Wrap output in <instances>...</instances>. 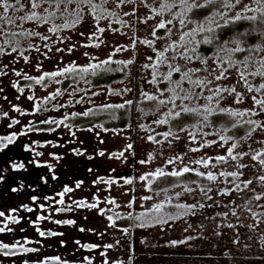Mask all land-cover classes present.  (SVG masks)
<instances>
[{"label": "rangeland", "instance_id": "1", "mask_svg": "<svg viewBox=\"0 0 264 264\" xmlns=\"http://www.w3.org/2000/svg\"><path fill=\"white\" fill-rule=\"evenodd\" d=\"M23 2L27 3V0H23ZM100 2L101 0H93V4L98 5ZM159 4V2H156L150 8L146 7L141 0H123V3L120 4H113L112 0H109V3L105 5L103 9L94 10L91 6H81L75 3V12L80 13L79 19L75 13L69 17L59 12L62 19L64 17H69L71 19L73 18L72 21H76L75 26L68 32H60V30L49 32L47 29L52 27L53 24L56 25L53 20H49L47 24L36 21H21V27L17 28V31L21 30L24 33L23 42L25 41V43L31 45L30 48L37 44V36H31V38H29L30 36L26 35L28 31L39 32L40 35L42 33L56 34L57 42L66 45L63 47L75 49L73 57L77 58L76 53L78 54V60L81 62L78 63L77 67L80 68L88 67H83L84 60H87V58H89V63L91 65L97 62V60L101 62L105 60L129 61L132 59L141 61L142 63L145 62L146 64L148 57L153 56L154 52L160 53L173 42L178 43L181 33L178 31V20L171 19L174 24L172 32L170 34L168 33L165 37H161L158 34V30L160 29L158 24L161 22L160 16H157L160 12L158 7ZM243 4L255 6L252 4V0H245ZM240 7H242V5L238 6V8L233 10L230 14H234L237 10L239 11ZM52 10L54 9H51L49 6V11ZM24 13L27 14V9L22 12V14ZM109 13L112 14L109 15ZM0 14H2V10H0ZM102 16H106L107 18L97 19V17ZM167 20H169V18H163V22ZM239 22L244 23L248 21ZM99 29H104V31L101 32ZM220 31L221 30H217V34H220ZM153 32H155V35H153ZM255 32L258 33V31H253V27L250 23V26H247L244 30V33H248L245 38L254 36ZM81 33H83V35H81ZM0 39H3V37H0ZM148 41H150L151 44L147 43ZM1 42L2 41H0V45L4 48L8 47V44L6 45ZM150 48L152 49L150 50ZM64 50H62V52H64ZM178 51H180V49H178ZM19 53L20 52H16V54ZM13 54L14 53H11L2 58L3 60L9 61L10 59L7 58L15 57ZM168 54L167 57L169 58L173 55L172 51ZM52 57L56 58L60 64L61 61L59 58H68V56H64L63 53L57 55L55 53ZM158 58L160 59L159 55L155 57L156 65L158 64ZM209 60L213 61L212 59ZM165 62L167 63H161V66L158 64L159 78L162 72L167 73L168 68L163 66H167L168 63L179 65L181 67V73L184 71V61L179 57L174 61L169 59ZM1 64H3L2 60L0 61V65ZM208 65L211 66L212 64L208 61ZM32 66L33 67H26V69L31 71L35 77H40L43 73H39V69L36 65ZM187 66L196 67L197 63L192 62ZM181 73L173 72L172 79L180 80ZM197 76L202 78L204 73H197ZM142 77L143 76H140L139 79ZM136 78H128L121 83L99 89H93L90 85L81 83L75 87L78 88V90L74 92L73 96L76 98V95H78V98H81L89 94V96L92 97V99L87 102L90 108L96 106L108 109H116L118 108L115 107L116 105H124L127 101L132 102V100L134 101L135 99L136 102L139 103L142 99L146 98L145 95H143L145 93L148 95H156L161 99L159 95L155 93L156 91H154H161L159 89V80L154 83V85H151L150 81L145 84ZM195 78L194 76L193 79ZM1 80L2 76L0 77V81ZM5 80L9 81L8 77H6ZM10 80L12 81L11 78ZM163 81L167 86H172L167 80ZM186 82L187 81H184L183 85ZM217 83L225 87L235 85L237 92L242 93L244 96L243 103L237 104L234 102V95H229L228 97L227 94H224L223 103H220V108H231L239 111L253 109V111L258 114L249 118L264 126V111H261L258 106H254L251 99L256 91L248 92L245 86L236 84V77L231 74V70L227 80ZM261 83L262 80L254 81L252 85L253 89L257 88ZM58 87L59 82H55L51 89L48 90L47 87L42 86L40 92L42 96L45 97L51 91H54V89H58ZM191 87L192 85L188 84V88ZM188 88L185 87V89ZM127 89H131V91H127ZM149 90H153V92L149 94ZM200 90L196 89V91ZM135 91L137 97L134 96ZM203 92L204 95L210 94L206 89L203 90ZM167 97L168 102L171 104L172 96H170V93H168ZM59 102L60 101L57 100V103ZM212 102L213 100L207 101L201 96L197 100L189 101L188 106L199 107V109L201 108V113H203L202 111L206 107H209L208 105ZM3 105L5 106L4 102H0V109H2ZM78 106H80V104H78ZM172 108H174L173 105L171 107L166 106L167 110H164L161 106L160 111L157 112L159 115L156 116V118L161 120L162 111L168 113L170 111L174 112ZM80 109L82 110L83 107L81 106ZM188 116L192 117V115ZM156 118L154 119V123H157ZM1 120L2 118L0 116V121ZM59 120V122L62 121V123H59L62 125L58 127L56 137L61 139L67 138L70 136V133L64 125L66 119ZM79 123L82 125L81 121H79ZM83 124L85 125V123ZM208 125L209 124L206 123L200 129L195 126L188 127L179 134H170L168 140L160 142H158L161 140V138H158L161 135L160 125H158V129L155 127L154 131L149 132L145 131L144 124L138 125L132 135L131 141L130 129L108 131L100 128L87 131V133L84 134V142L81 144L74 142L72 151L84 149V143L88 140L87 143L90 147V154H95L96 158L100 159V162L97 161L95 164L91 162L84 163L82 169L85 171L91 170L90 172L94 173V171L97 170L96 166H101V171L99 172V177L97 176L91 181L92 183L88 184L90 187L93 185L97 187L93 191L94 193L96 192L95 195L89 196L88 194L87 196L86 193L81 198H90V203L99 199V201L102 202V207L96 205L94 209L74 211L69 217L70 219H76L77 225L63 228L67 234H65L64 231V235L55 240L57 241L56 243L51 244L54 242L52 241L47 244H41V249H39L40 252H43V255H48L47 257L49 258L53 255L54 257L52 258L55 259L49 261L48 258L42 256V260L39 259L35 261L31 257H27L33 256L34 253L31 255L26 252L18 254L21 257L19 260L15 261V264H25L26 258L28 262H36L37 264H88L89 261H92L89 262V264H122L126 260V257H121L118 254V252H120V247L115 242V237L118 235V231L114 228L117 227L116 222L130 215L136 221L141 210L146 209L145 206L152 205V207H156V205L164 203L190 207L195 209L196 213L193 215L195 217L190 216L183 219L181 222L155 228V230L153 229L154 234L149 233L152 229L148 230L147 226H141L139 223L138 226H135L136 231H134V233L137 236L135 245L139 249L142 248L141 245L143 247L151 245L152 249L150 250H152L153 253H158L157 255L159 257H154L153 264H177L180 261L179 258H170V256L174 253L177 254V250L172 248V246L175 244L173 241H179L180 239H182L183 242L189 241V243L194 239L193 242L196 243V246L192 250L196 253H204L206 246L210 245L213 259H207L205 261H201L200 259V263L202 262V264H264V181L260 180V177L264 176V164L260 163V157L264 153V131L257 128L247 140L231 138L221 139V137H229L226 136L224 131L210 129ZM154 134L157 135L153 136ZM193 134L195 135L194 139ZM0 137H2L1 134ZM76 137L77 136H75V138ZM148 137H152L154 140L152 141L148 139ZM157 138L158 140H156ZM67 144L69 143L64 141L63 147L66 148ZM233 144L236 145V148L233 149L232 154L237 156L236 160H232L228 156V149L231 148ZM128 145H131V148H129ZM26 148L27 147L16 146L12 154L16 152L22 154V150H26ZM192 148L198 150L193 152L191 151ZM69 151L71 150L69 149ZM101 152H103L104 155L101 156ZM245 152H247L248 155H243ZM68 155L70 156V153H68ZM131 156L133 157L132 159ZM218 156L226 157V162L218 160ZM253 156L256 157L255 160L252 159ZM47 160L50 162L53 159L50 160L48 157ZM140 161H145V163H140ZM197 161L201 162L197 163ZM205 162L208 164L207 167H205ZM81 164L82 163H80V165ZM241 164L245 166L240 167ZM15 165H17L16 168H18V164ZM80 165L78 166L80 167ZM184 167H188L196 175L197 172L205 173L204 176H201L205 179L207 178L206 174L212 172L217 176V180L209 181L206 179V184L186 183L178 188H168L165 189V191L155 193L146 190V186L158 179L157 175H155L157 171L170 174L175 171L182 172ZM13 169L15 168L10 167V170ZM62 169L64 171L66 167L64 168L63 166ZM43 172L49 174L47 168L43 169ZM221 172L237 173L238 175L221 176ZM133 173L138 190H142L143 192L138 191V193L134 190L133 194L131 193V187L127 181ZM150 173H152L153 178L145 185V181H143L144 179H141V177ZM95 174L96 173L93 175ZM12 176L14 175L12 174ZM103 178L106 180L104 181ZM177 178L179 177L174 176V179L170 182L172 183L171 185L178 184ZM228 178H231V180ZM249 180L252 181L250 185L247 184ZM60 181L62 184L65 183L63 179ZM121 181L122 183H120ZM10 187L13 189L14 185ZM201 189L211 190L207 191L205 194V191H201ZM0 190H4L3 192L9 191V189H6V186H4L3 189L0 188ZM98 192L99 195H97ZM28 193L24 196L25 199L32 194L30 191ZM257 195L261 197L260 200L255 199ZM145 197H150V199H145ZM132 199L137 200L138 205L133 207V210L130 211V201ZM29 203H31V201H29ZM9 205L10 204L6 205V207ZM192 205H195V207H191ZM11 210L15 212V214L12 215L15 217L24 213V210L16 206L11 208ZM166 211H168V207L165 206H163L160 211H153L151 209L147 213L143 212L138 221H152L154 217H162L163 219ZM41 212L42 214H40V212L39 214L45 216L47 219L52 217V213L48 209ZM169 214L172 215L173 211L169 212ZM33 215H36V213H33ZM177 215L178 212L176 211L173 216ZM108 217L112 219L109 220ZM36 218L37 216H34L33 219ZM54 218L58 220L62 218L67 219V216L55 214ZM2 220H4V218H0V227L4 228L3 226L6 225L1 223ZM55 222L56 221H54V223ZM55 227L57 228V226ZM173 228L181 229V232ZM81 229H83V231H81ZM100 229L101 234L99 238L100 240L103 238L105 243H103V247L99 248H104V250L98 251L97 253H88L83 249L84 243L93 241V239L97 237V232ZM26 233L29 236H26L25 240L27 237L34 238L37 232L34 228H29ZM67 236L68 238H66ZM146 238L148 240H146ZM1 240L3 241V238H1ZM20 240H22V238H20ZM145 240L146 245L145 242L141 243ZM109 245H112V247H109ZM0 257H2V255H0ZM214 258L217 259L214 260ZM192 263H194V261Z\"/></svg>", "mask_w": 264, "mask_h": 264}, {"label": "flooded vegetation", "instance_id": "2", "mask_svg": "<svg viewBox=\"0 0 264 264\" xmlns=\"http://www.w3.org/2000/svg\"><path fill=\"white\" fill-rule=\"evenodd\" d=\"M244 1L245 0H243V2ZM75 3H78V2H75ZM36 11L43 15V13L40 12V9H36ZM52 11H56V15L52 17L50 20H53L56 23V25H62L65 23L69 25V27L67 28H61L60 32L70 31L71 28L73 27V21H72L73 18L72 19L69 18L71 16L64 13L65 15L69 17H64L62 19L61 16L59 15L58 10L54 9ZM24 14H22V12H16L13 10L9 11V15L17 19L18 24H21V21L18 18ZM195 14L199 20L197 21V20L192 19L193 23L189 24L187 28L183 29V31L189 30L195 27L196 22H201L200 21L201 20V9H199ZM157 16L158 17L160 16L159 18L161 21H163L164 17H167L169 19L178 20L177 18L167 16L166 14H162V15L159 14ZM173 26L174 24L168 25V29H170V33L172 32ZM179 27L180 26H178V28ZM12 30L18 33H22V34L18 35L15 38L16 42H14L11 46H16L18 48V52H23L24 56H27L28 59L27 61H25L24 58L20 56V54L14 53L13 55L15 57L13 58L6 57L7 59H10L8 61L5 59L3 60L2 58L3 56H6V55H0V61L1 60L3 61V64L0 65V71L7 73V75H0V77L2 76V80L0 81V89H2L0 90V102H4L5 104V106L3 105L2 109H0V116L2 118V120L0 121V134L2 135V137H7L15 133L14 142L8 145L7 148H4V147L0 148V152L9 151V154H10L8 157L6 156L0 159V188L3 189V187L6 186V189H9L11 192L10 199L17 200L18 203L12 205V207L16 206L22 210H26L30 208L37 212L36 219L29 218L28 223H25L27 222V219L25 218L24 220L23 218L17 224L19 225V224L24 223L23 225H28L31 228L34 227L35 231L37 232L33 238V239H36L35 240V249H36L35 253L36 254L34 253L33 256H27V257H31L35 261H38L39 259L42 260L41 259L42 256H45V258H48L49 261H51L52 259H55V258H52L54 257L53 255L50 256L51 258H49L47 257L48 255L46 254L43 255V252H40L39 250L41 249V244L43 245L49 242V240H47L46 238L49 236H45V231L49 229V230H54V231L58 230L61 233H63L65 231L63 228L77 225V220L70 219L69 217L70 215L74 213V211L94 209V208H89V207H85L82 205L94 204V205H98V207H102L101 205L102 202H100L99 199H96L95 202L90 203V198L88 197L86 199L81 198L86 193H87L86 194L87 196L88 194L89 196L95 195L96 192L94 193L93 191L97 187L95 185L90 187L88 186V184L92 183L91 181H93L97 176L99 177L101 166L100 167L96 166L97 170L94 171V173H96L95 175H93L94 173H91L90 170L83 171L79 169V171H77L73 169V171H71L68 169V167L64 171L62 169L63 166L64 168L67 166L65 164L66 162L68 163V160H67L68 159L67 157L69 156L68 153L70 154L74 153L75 154L74 156L81 159V161L83 162L82 163L83 165L84 163L91 162L95 164L97 161L100 162V159H97L95 154L93 155L90 154V151H89L90 147L88 146L89 144L87 143L88 140H86V143H84L85 145L83 146L84 149H76L75 151H72L74 148V145H73L74 142L78 144H81L84 142V134H86L87 131L100 129V128L106 129L108 131L109 130L113 131V130L130 129L131 130L130 131L131 132L130 141H131L132 135L134 131L136 130V127H138V125L144 124L145 125L144 129L145 131H148V132L154 131L155 127L156 129H158L159 127L158 125H160L161 135L160 137H158V138H161V140L158 141L160 142V141L168 140L170 134L172 135L179 134L188 127H194V125H197L195 127L200 129L204 126V124L208 123L209 124L208 126L210 129L221 130L219 128L222 125L220 126L218 125V123H214V122L212 123V118L216 115L223 116L227 114H224V113L218 114L216 112H213L208 115V119L206 122L196 116H192V117L185 116L183 120H178V122L172 123L173 119L172 117L168 116V112L162 111L161 120H167V122L166 123H154V119L156 118V116L159 115L154 110V105L156 104V102L149 101L146 98H144L139 103H137L135 99L134 101L132 100L130 104L131 119L128 123H124L125 125L124 126L122 125L121 127L120 125L123 120L120 118V113H119L121 108L108 109L105 107H96V106L90 108V105L87 102L91 100L92 97H90L89 94H86L84 97H81V98H78L79 96L76 95V98H74L73 94L75 91L78 90V88H75V87L77 85H80L81 83L88 84L93 89L107 87V86L95 87L90 83L89 80L86 79L88 76L93 75L92 70L89 69L87 73H84L81 71L82 68L77 67L78 63L81 61L78 60L77 53H76L77 58L73 57L75 53V49H72L71 47H69L68 49L63 47L66 45H63L62 43H58L56 39V34H53V33H42L41 35L37 36V44L33 45V47L30 48L31 45H28L27 43H25V41L23 42L24 33L21 30L17 31V27L15 26H12ZM162 30L163 29H159L158 34L162 35L163 33H166L167 35L169 33V31L166 29L163 31ZM201 35H197L196 37H194V39L200 40ZM42 36L47 37V39H42L41 38ZM165 36H162V37H165ZM29 38H31V36ZM0 41H2L1 43L4 44L3 39H0ZM204 46L207 47L208 44H199L196 46V51L198 50L197 54L200 57V59L194 58L192 61V62L197 63L196 67H202L201 60L204 59L205 56H203L200 53V51L203 49ZM4 49L7 52H10V45L8 44V47ZM151 49L152 48H150V50ZM262 49H264V45L262 46ZM62 50H64V52H62ZM170 51L171 50L169 49L167 52L170 53ZM53 52H55L56 55L63 53V55L64 56L67 55L68 58H59L61 61V64H60L58 63V60L56 58L52 57V55L55 54ZM167 52L164 53L166 57L167 55H169ZM157 55L158 53L154 52L153 56H151L152 59L151 60L147 59L146 64L149 65V67L147 68L143 67L144 65H146L145 62L142 63L141 61L134 60V59L129 60V61H132V63H128L131 65L132 74L128 78L134 79L137 77L139 79L140 76H143L141 79H139V81H142L145 84H147V82L150 81V84L154 85V83L151 82L153 80L152 65H156L155 57H157ZM261 58H264V50H262L259 55V59ZM209 59H211V57ZM209 59L208 61L213 65V61ZM159 60L160 59L158 58L157 62ZM115 62H122V61H115ZM124 62L127 63V61H124ZM164 63H167V62H164ZM216 63L218 65L219 61H217ZM95 64H100V60H97V62L93 63V65ZM4 65H8V67L5 68ZM32 65H36L39 69V73H43L41 76H43L45 73L63 71L65 67H75L76 71L72 73H65V75L58 76V77L50 78L48 76H45L44 81L40 84H37L36 80L39 79L41 76L35 77L31 71L26 69V67H33ZM89 65L91 64L89 63V58H87V60H84L83 67L89 66ZM103 66L104 64H101V67L96 69V71H101ZM159 66H161V63L159 64ZM163 67L168 68L166 65H164ZM15 72H20L21 75L16 76ZM158 74L159 73L157 72V82L159 80ZM25 75L33 77V79L26 80L24 79ZM6 77H8L9 81L5 80ZM10 78L12 79V81L10 80ZM74 78H80V79L77 83H74ZM261 80H262L261 84H264V78L259 77V76L257 78H254L253 80H249V82L251 83V85H253L254 81H261ZM55 82H59L58 89L57 88L56 90L54 89V91H51L49 94H47V96L43 97L40 92L42 86L47 87V90H48V89H51V87L53 86ZM14 84L16 85V87H13ZM20 88H23V92L19 91ZM167 88H169V86H167V84H165L164 81L162 80V90L161 91L154 90L156 91L155 93H157L161 99H164L166 101L165 105L162 106L164 110H167L166 106L171 107L173 105L172 102L171 104L168 102L167 96L169 92L166 91ZM152 92L153 90L152 91L149 90V94H151ZM161 93L163 94L161 95ZM30 96L32 97L31 100L28 99V97ZM134 96L137 97L136 91H135ZM170 96H172L171 93H170ZM255 96H257L258 98L264 99V91L256 92ZM17 97H19V99H17ZM57 100H59L60 102L57 103ZM220 103H223V99L221 100L213 99V102L210 103L208 106L214 109L218 107L220 108V105H221ZM78 104H80V106H78ZM175 104L189 105V101L176 100ZM81 106L83 107L82 110L80 109ZM16 108H20L21 111L17 112ZM176 110H179V109H174V111ZM85 112H87L88 115H84L83 113ZM202 112H204V110ZM5 113H7V115H5ZM252 116L253 115L251 113H248V115L243 117V119L241 120L243 121V120L250 119L249 117H252ZM59 119H66L65 120L66 123L64 125L67 127V130L70 133V136H68L67 138L61 139V138L56 137L58 133L57 129L59 126L61 127L62 125V124H59L60 123ZM78 120L82 122V125L79 123ZM156 120L158 121L159 119L156 118ZM16 121H19V123H16ZM45 121H56V123H45ZM83 123H85V125ZM115 125H118V127L117 128L112 127ZM221 131H224V130H221ZM253 133L254 131L252 132V134ZM155 135L157 134H154L153 136ZM75 136L77 137L75 138ZM158 138L156 140H158ZM151 140L153 141L154 138ZM1 141L6 143V140H0V146L4 145V143ZM64 141H67L69 143L67 144L66 148L63 147ZM16 146L17 147L23 146L27 148L26 150L24 149L22 150L23 152L22 154H20L19 152L12 154V151L16 149ZM68 148L71 151H69ZM48 157L50 160L51 159L53 160L49 162V160H47ZM132 158L133 157L131 156V159ZM261 159H264V158L260 157V160ZM13 164H18L17 170L15 169L10 170V167H12ZM20 164L24 165L25 170L19 167ZM46 168L49 170V174L43 172V169H46ZM12 174L14 176H12ZM165 175L171 176L169 173H166ZM152 176L153 175H149V174L144 175V177H147L146 180L145 179L143 180L145 181V185H147L148 181L153 178ZM181 176H184V180H185L184 182H182V180L179 178L178 179L179 183L177 185L169 186L165 189L178 188L186 183L206 184L207 178L205 179L204 177H202L205 179V181L198 182L196 180L197 178H200V176L196 175L193 171L185 173ZM181 176H178V177H181ZM62 179L65 180L64 184H62L60 181ZM134 179H135V176L133 173L129 177V180L132 181V183L130 184L131 193L133 194L134 190L137 192L138 191L143 192L142 190H138L137 185H136L137 184L136 179L135 180ZM103 180L105 181L106 179L103 178ZM229 180H231V178ZM155 182L156 181H153L151 184L146 186V190L151 191L152 193L159 192V191L160 192L165 191V189H160V190L157 189L155 187ZM77 183H80L79 188L76 187ZM120 183H122V181ZM25 184H33L34 187L33 189H30L31 186L29 188H26ZM11 185H14L13 189H16V191H13V189H11L10 187ZM66 188H71L72 191L66 192L65 191ZM4 190H0L2 192V195L0 193V197H3L4 195L5 196L9 195L8 193L6 194L7 191L3 192ZM23 190H28L32 192V194H30V196L27 197V199H25L24 196H22ZM50 195H53V196H50ZM97 195H99V192ZM33 199H34V204L28 202ZM0 200H3V199L1 198ZM61 201H63V203H61ZM137 205H138L137 200L132 199L130 201V211H132L133 207ZM161 205L168 207V211L165 212V215L166 216L168 215V218L164 219V221H160L159 224H154L153 222L155 219H153L152 223H150L147 226L148 230H151V229L155 230V228H158V227L167 226L172 223L181 222L183 219L193 216L196 213V210L190 207L178 208L177 207L178 205L169 204V203L168 204L164 203ZM145 208H146L145 210H141V213L138 216L137 220L136 221L135 219L133 220L134 221L133 224H135V226L136 225L138 226V223H139L138 219L139 217H141L143 212L147 213L151 209L153 211H156V207H152V205L151 206L147 205L145 206ZM47 209L50 210V212L52 213V217L50 219H47L45 216L40 215L42 214L41 211H44ZM172 211H173V214L170 215L169 212H172ZM176 211L178 212V215L173 216ZM57 212H60L59 215L67 216V219L62 218L58 220L54 218V215L57 214ZM21 215L25 216L23 214ZM129 218L133 219L131 215L129 216ZM69 220L74 221V223L72 224L65 223V221H69ZM54 221L56 222L54 223ZM58 221L59 223H57ZM6 224H10L13 226L14 222L12 219H7ZM140 224L141 223H139V225ZM55 226H57V228ZM114 228L118 231V235L117 237H115V242L120 247V252H118V254L121 257L123 256L126 257V260L122 264H153V260L155 259L154 257H159L157 255L158 253H153V251L150 250L152 249L151 245L143 247L140 244L142 247L141 249H139L135 245L137 241V236L134 233V231H136L135 227L126 228V229L118 228V227H114ZM173 229L177 230L178 232H181V229H178V228H173ZM152 230L151 232L149 231V233L154 234V230L153 231ZM41 232L44 233L43 236L40 235ZM97 234H98L97 237L93 239V241L84 243L83 249L87 251L88 253L90 252L97 253L98 251L104 250V248H99V247H103V243H105L103 238H101V240L99 238L101 234V229L98 230ZM146 240L148 239L146 238ZM146 240L142 241L141 243L145 242V245H146ZM193 240L190 243L189 241L183 242L182 239H180L179 241H173L175 244L173 245L174 247L172 246V248H175L177 250L176 252L177 254L174 253L172 256H170V258H179L180 261L177 264H202V262L200 263V259L201 261H205L207 259L212 260L213 255L211 251L212 248H210V245L206 246V250L204 251V253L202 252L196 253L194 250H192L196 246V243L193 242ZM143 249H146V250H143ZM216 259L217 258H214V260ZM193 261L194 263H192ZM89 262H92V261H89ZM112 264H117V263H112Z\"/></svg>", "mask_w": 264, "mask_h": 264}, {"label": "snow or ice", "instance_id": "3", "mask_svg": "<svg viewBox=\"0 0 264 264\" xmlns=\"http://www.w3.org/2000/svg\"><path fill=\"white\" fill-rule=\"evenodd\" d=\"M75 2L76 0H27V3H24L23 0H14L13 3H10L9 0H0V10H2V14H0V37H3L4 44L10 45V52H7L2 45H0V55H10L11 53L18 52V48L16 46H11L15 41V38L18 35H21L22 33H18L16 31L12 30V26H15L17 28L21 27L20 24L17 23V19L13 18L11 15H9V11L13 10L16 12H23L25 9H27V14L20 16L18 19L20 21H36V22H42L44 24H47L49 20L56 15V11H49V6L52 9L58 10L60 13L72 15L75 13L77 18H80V13L75 12ZM78 2L81 5H90L94 10L96 9H103L105 5L109 3V0H101L100 4H93L92 0H78ZM113 4H120L123 3V0H112ZM252 4L255 6H250L249 4H243V0H162V2L159 4L160 12L159 14H163L165 11H172L173 9L179 7L178 12H174L173 15L178 19L179 22V28L178 31L181 32L179 36V42H173L166 48L164 51H161L158 53L160 60L158 61V64L164 63L166 60H176L177 57L182 59L185 62L184 71L181 73V67L179 65H174L173 63H168V71L167 73H161L160 78L163 80H167L172 86L167 88V91L172 94V100L171 102L174 105V109H179L176 111H170L168 113V116L172 117V119L175 120H183L185 116L192 115L199 117L203 121H207L208 115L216 112L218 114L224 113L228 116L233 118L232 127H242L243 125L240 124L238 121L240 119H243L248 113L250 112L252 115H257L258 113L253 111V109H248L246 111H239V110H233L231 108H212V107H206L204 109V112L201 113L200 109L197 107H192L188 105H177L175 104L176 100L181 101H192L197 100L201 96L204 97L207 101H212L213 99H223L224 94L228 95H234V102L237 104L243 103L244 96L242 93L237 92V89L235 85L231 87H225L223 85H219L217 82L225 81L229 78L230 70L231 74L235 75L236 77V84H242L247 88L248 92H261L264 91V84H260L257 88L253 89L251 83L249 82L248 77L249 76H259L264 78V58H261L259 60H253L251 56H244L243 59H233V55L235 53H243L246 51L245 47L242 46L244 38L248 35V33H240L235 39H232L230 41H224L223 43H217L219 41V36L217 35V30H223L224 28L228 27L229 25L235 24L239 21H249L253 25H258L259 27L253 28V31H258L259 36L264 37V0H252ZM239 11L232 13L233 10L237 8V6H241ZM36 9H40V12L43 13L40 14L36 11ZM199 9H205L206 11H209L211 14L207 15L205 19L201 22H196L195 27L183 31V29L187 28L189 24L193 23V20L189 17V13H193L195 10ZM248 13H254L249 15ZM112 13H109L111 15ZM258 14V15H257ZM104 18L106 19V16L97 17V19ZM76 21H73V26H75ZM173 24V21L171 19L167 20L166 22H159L158 27L160 29H168V25ZM69 25L67 23L62 25H55L53 24L52 27L48 28L47 30L49 32H56L59 31L61 28H67ZM99 31L103 32L104 29H99ZM202 34V35H201ZM27 36H39V32H32L28 31L26 33ZM83 35V33H81ZM153 35H155V32H153ZM197 35H201L200 40H195L194 37ZM42 39H47V37L42 36ZM147 43L151 44L150 41ZM199 44H208L213 45L216 49L215 52H213L211 59L213 60V65H208V59L204 58L201 60L202 67H188L187 65L191 64L193 59H200L196 52V46ZM171 50L173 55L169 58L164 55V52ZM177 49H180L179 52H177ZM248 51L256 52V51H262L264 49L261 48H254V49H247ZM191 53V54H189ZM25 61H27L28 57L24 56L23 52L19 53ZM149 60L152 59V57H148ZM217 61H219V64L217 65ZM109 61H101L100 64L95 65H89L88 67L82 68L81 71L84 73H87L89 69L92 70V74H96V69L101 67V64H108ZM124 63V62H121ZM127 63H132V61H127ZM158 64L152 65L153 68V80L152 83L157 82V72H158ZM258 66V67H257ZM5 68L8 67V65H4ZM143 67L147 68L149 65H144ZM107 70V69H105ZM75 67H65L63 71H57L52 73H45L43 76H41L39 79L36 80L37 84H40L44 81L45 76L48 77H58L63 76L65 73H72L75 72ZM173 72L181 73L180 80H173L172 75ZM204 73V76L201 78L200 76H197V73ZM0 75H7L6 72L0 71ZM16 76H20V72H15ZM196 77L193 79V77ZM24 79L26 80H32L33 77L24 76ZM187 81L188 84L192 85L191 88L185 89L183 87V82ZM13 87H16L14 84ZM196 89H201V91H196ZM207 90L210 94L204 95L203 90ZM2 90V89H0ZM20 92H23V88L19 89ZM127 91H131V89H127ZM58 94V93H57ZM163 93H161L162 95ZM146 99L149 101H154L156 104L154 105V110L156 112L160 111L161 106L165 105L166 101L164 99H159L156 95H148L147 93L144 94ZM55 98V97H53ZM19 99V97H17ZM28 99H32V97H28ZM254 106H259L261 111H264V99L258 98L257 96L253 95L251 97ZM126 103L131 104V101H127ZM39 107V106H37ZM111 107V106H109ZM115 107L123 108L124 105H116ZM17 112H20V108H16ZM84 115H88L87 112L83 113ZM7 115V113H5ZM167 120H158L157 123H166ZM16 123H19V121H16ZM45 123H56V121H45ZM62 123V121L60 122ZM244 124L249 125V129L245 131V135L243 139L247 140L251 137L252 132L255 131L257 128H260L261 131H264V126H262L259 122L247 119L243 121ZM197 126V125H194ZM195 138V135L193 134V139ZM148 139H153L152 137H148ZM221 139H230L221 137ZM0 140H6V143H4L3 147L7 148L8 145L12 144L15 140V133H13L10 136L2 137ZM129 148H131V145H128ZM236 148V145L233 144L231 148L228 149V156L232 160H236L237 156L232 154L233 149ZM198 149L192 148L191 151L195 152ZM100 155H104L103 152L100 153ZM122 155V153H121ZM239 155V154H238ZM243 155H248L247 152L243 153ZM218 160L226 162V157L224 156H218ZM253 160L256 159L255 156L252 157ZM201 161H197V163H200ZM140 163H145V161H140ZM261 164H264V159L260 160ZM208 164L205 162V167H207ZM245 165L241 164L240 167H244ZM13 168L17 167V165L13 164ZM20 168H24L23 164L19 165ZM91 171V170H90ZM192 171L188 167H184L182 172L181 171H175L171 172V176H181L184 173H188ZM149 175H152L150 173ZM157 176H162L164 173L162 171H157L155 173ZM198 176H204L205 173L203 172H197ZM207 179L209 181H216L217 176L214 175L212 172H208ZM221 176H237V173H220ZM141 179H147V177H141ZM261 181H264V176L260 177ZM129 184L132 183L131 180L127 181ZM82 183V182H81ZM252 183L251 180L247 181V184L250 185ZM76 187H80V183L76 184ZM239 187V186H237ZM211 189H201V191H205V194L207 191H210ZM13 191H16V189H13ZM66 192H71V188H66ZM145 199H150V197H145ZM256 200H260L261 197L257 195L255 197ZM63 203V201H61ZM89 208H96V205L90 204V205H82ZM163 205H157L156 211H160L162 209ZM178 208H183V205H178ZM191 207H195V205H192ZM32 209H28V211H31ZM5 213L3 211H0V217H3ZM175 218V217H173ZM42 219V217H41ZM109 220H111V217H108ZM15 222V221H13ZM59 223V221L57 222ZM65 223L72 224L74 221H65ZM143 226V225H141ZM4 228H0V232H4ZM11 231V229H9ZM83 231V229H81ZM41 236L44 235L43 232L40 233ZM19 242L16 244H12L11 246L7 243L0 242V252H2V255L7 256H15L17 253L14 251V249L17 247ZM78 243V242H77ZM109 247H112V245H109ZM24 252H34L36 249L34 248H24ZM59 259V258H57Z\"/></svg>", "mask_w": 264, "mask_h": 264}, {"label": "trees", "instance_id": "4", "mask_svg": "<svg viewBox=\"0 0 264 264\" xmlns=\"http://www.w3.org/2000/svg\"><path fill=\"white\" fill-rule=\"evenodd\" d=\"M9 2L13 3L14 0H9ZM76 2H78V0H76ZM141 2L146 7H151L156 2L161 3L162 0H141ZM237 8H238V6H237ZM179 10H180L179 7H177L175 9H173L172 11H165L163 14H166L167 16L176 18L173 15V13L178 12ZM197 11L198 10H195L193 13H189V17L193 20L198 21L199 19L195 14ZM193 14H194V16H193ZM210 14L211 13L209 11H206L205 9H201V20L200 21H203L205 19V17L207 15H210ZM251 14H254V13H250L249 15H251ZM250 23L251 22H249V21L244 22V23L237 22L235 24L229 25L228 27L224 28L223 30L220 31V34H217L219 36V41H217V43H223L224 41H230L232 39H235L240 33H244L245 28L247 26H250ZM251 25L253 28L259 27L258 25H253V24H251ZM163 30H165V29H163ZM159 35L162 37V36H165L166 33H163L162 35L159 34ZM263 45H264V37L259 36V34L255 32L254 36L244 38V40H243L242 46L245 47L246 51L243 53H235L232 58L233 59H243L244 56H251L254 61L259 60V55H260L261 51L252 52V51H248L247 49H254V48H261L262 49ZM215 51H216V49L213 45H208L207 47L204 46L203 49L200 51V53L203 56H205V58H210V57H212V54ZM196 52L198 53V50ZM122 62H124V61H122ZM105 69H107V70H105ZM131 74H132V68H131L130 64H128L126 62L121 63V62L109 61L108 64L103 66L101 71H96L95 75H90L86 79L89 80L90 83L95 87H101V86H107L108 87V86H111L113 84H116V83H119V82L126 80ZM257 77L258 76H249L248 79L253 80L254 78H257ZM79 79L80 78H74V83H77L79 81ZM185 87L188 88L187 82L184 84V88ZM159 89L162 90V79L161 78H159ZM165 89H166V87H165ZM119 113H120V118L123 119L121 122V125H120L122 127V125L123 126L125 125L124 123H128L131 119L130 104H128V103L125 104L124 107L120 109ZM243 121L241 119L238 121L240 124H243L242 127L233 128L232 127L233 118L228 116V115H223V116L222 115H216L212 118V123L214 122V123H218V125H220V126L222 125L219 129L224 130L225 134L228 137H230L231 139H242L244 137L245 131L249 129V125L244 124ZM176 122H178V120H174V119L172 120V123H176ZM218 125H216V126H218ZM112 127L117 128L118 125H115ZM1 147H3V146L1 145L0 148ZM74 155L75 154L73 153L67 157L68 163L66 162V165H67L66 168L68 167V169L71 171H73V169L77 170V171H79V169L83 170L82 169L83 164L80 165V163H83V162L81 161V159L77 158ZM262 157L264 158V154H263V156L261 155V158ZM78 165H80V167ZM17 169L18 168H15V170H17ZM83 171H85V170H83ZM179 178L182 180V182L185 181L184 176H181ZM179 178H177V180ZM201 178L202 177L200 176V178H197L196 181L204 182L205 179L204 178L201 179ZM173 179H174L173 176H168L165 174L162 176H159L155 182V187L159 190L165 189V188L169 187V185L172 184L170 182ZM174 185H177V184H173L171 186H174ZM30 186H31L30 189H33V187H34L33 184H25L26 188H29ZM28 192H29L28 190H23L22 196L27 195ZM0 193L2 195L1 191H0ZM7 193L9 194V195H7L9 197V199L5 195L3 197H0V199L1 198L3 199V200H0V211H3L5 213V215L3 217H0V218H4V220H2L1 223L6 225V226H3L5 229L4 232H0V242L10 243L9 244L10 246L12 244H16L17 242H19V243H18L17 247L14 249V251L17 253L15 256H13L15 258H13L12 256L4 257L2 255V252H0V255H2V257H0V264H15V261L19 260V258L21 257L18 254L26 253L23 251L24 248H34L35 249V240H36L33 238H29V237H27V239L25 240V237L29 236L26 233V231L28 232L29 228H31V227L28 225H23L24 223L19 224V225H17V224L23 218H24V220L26 218L27 222H25V223H28V219L29 218L33 219L34 216H36V215H33V213H37V212L35 210L28 211V209H30V208H28V209L24 210V213H23V215H25L26 217L22 216V215H20L19 217L12 216L15 214V212L13 210H11V208H13L12 205L17 204L18 202H17V200L10 199V196H11L10 190L7 191L6 194ZM20 195H21V193H20ZM30 201L32 204H34V199L30 200ZM8 204H10V205L8 207H6V205H8ZM59 213L60 212H57V214H59ZM31 217H33V218H31ZM145 218H146V216H145ZM167 218H168V215L167 216L164 215L163 219H162V217L161 218L154 217L153 219H155V220L153 223L159 224L160 221H164V219H167ZM7 219H12L13 221H15L14 225L12 226L10 224H6ZM133 220L134 219H131L129 217L122 218L116 222V226L118 228H125V229L135 227V224H133V222H134ZM139 223H141V225L148 226L150 223H152V221L151 220H144L143 222H141V220H140ZM32 228H34V227H32ZM9 229H11V231H9ZM65 234H67V233H65ZM62 235H64V233H61L58 230L54 231V230L48 229L47 231H45V236H49V237H46L47 240H49V242L54 241L51 244L56 243L57 241H55V240ZM1 238H3V241L1 240ZM20 238H22V240H20ZM66 238H68V236ZM35 252L36 251L28 252V253L32 255ZM25 264H37V263L28 262V260H26Z\"/></svg>", "mask_w": 264, "mask_h": 264}, {"label": "water", "instance_id": "5", "mask_svg": "<svg viewBox=\"0 0 264 264\" xmlns=\"http://www.w3.org/2000/svg\"><path fill=\"white\" fill-rule=\"evenodd\" d=\"M10 154H9V151H1L0 152V158H3V157H8Z\"/></svg>", "mask_w": 264, "mask_h": 264}]
</instances>
